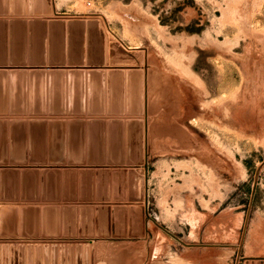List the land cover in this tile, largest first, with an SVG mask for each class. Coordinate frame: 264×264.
Masks as SVG:
<instances>
[{"label": "rangeland", "instance_id": "obj_1", "mask_svg": "<svg viewBox=\"0 0 264 264\" xmlns=\"http://www.w3.org/2000/svg\"><path fill=\"white\" fill-rule=\"evenodd\" d=\"M37 1L55 7L41 17L65 23L67 38H81V26L68 24L84 22L94 55L86 51L84 60L59 64L5 63L0 71L135 72L120 77L124 90L113 98L119 104L127 102L124 93L136 102L143 81V112L118 115L142 119L147 159L104 167L111 174L126 169V203L116 214L121 220L130 213L139 236H123L129 220L115 223L114 216L102 234L103 208L114 207L108 200L83 211L94 212L92 222L79 218L72 225L63 221L64 206L41 203L48 201L40 196L47 184L66 171L64 163L0 157V264H110L122 247L138 250L142 264H264V0ZM8 16L16 17L0 19ZM9 112L0 110L2 130L16 118ZM33 112L15 113L30 119ZM75 205L79 211L80 202ZM66 226L74 235H63ZM87 230L93 236H83ZM86 243L90 254L59 251L62 244Z\"/></svg>", "mask_w": 264, "mask_h": 264}, {"label": "water", "instance_id": "obj_2", "mask_svg": "<svg viewBox=\"0 0 264 264\" xmlns=\"http://www.w3.org/2000/svg\"><path fill=\"white\" fill-rule=\"evenodd\" d=\"M3 4H0V14L7 15L10 13L12 16H28L31 15V20L27 21L26 19H18L21 17H13L14 19L10 22H8L5 18L0 19V64L8 63V58L10 54L11 62L13 65L18 64H24L27 63L25 60L22 61L21 56L19 53H23L26 55L27 53L30 54V62L31 64L34 63H40V62H47L50 63H63V62H78L81 60H84V57L88 53L89 55H94V52L91 48L87 49V42L88 39H85V23L84 22H70L68 24L69 28L72 30L73 26L76 24H79L81 26L82 34L81 38H79V33L76 35V40L74 37L67 38L66 35V24L65 23H56L55 20H52L48 23L47 20L43 19L44 15H51L53 12L52 5H50L48 2L47 4L43 1L36 2V0H3ZM29 2V6H27V3ZM74 29V28H73ZM17 33H20V37L17 36ZM77 34V33H76ZM79 38V39H78ZM78 39V40H77ZM90 40V39H89ZM92 42V40H91ZM90 42V45L92 43ZM10 44V46H9ZM89 45V44H88ZM89 45V46H90ZM87 51V53H86ZM76 53H79L80 55L77 56ZM101 60V59H99ZM104 60V59H103ZM90 64H94L95 60L94 57L89 58ZM102 62V61H101ZM112 71H104L102 69H89L88 72L85 71H65V70H57V71H42V70H31L27 71L24 69H13L10 72L8 71H0V75L3 77L2 81L4 82V87L2 85L5 95H7V92L9 91V81L14 82V80H17L20 78L23 82L21 91L23 92V98H28V91L29 95L32 100V92L35 93L34 85L37 82V79H39L40 84L38 83V86L42 89L43 98L42 101H46V93H47V83L52 82L56 80L54 78L58 75L62 78L63 86H66V83H69V86H73V81L78 77L79 78V86H80V93L84 99L82 101H86V94L90 105V111L91 112H104L108 111L111 113H124L128 112L132 115H139L143 112V98H142V90H143V81L140 78L138 81V95L137 103L131 102L130 100V93H124L125 98L127 97L126 106L124 105V102H120V104L117 101H113V98H118V92L119 89L123 88L125 82L120 80L121 78L127 77L135 74V72H123L119 70H113ZM141 74L138 76L140 77ZM54 78V79H53ZM68 78V79H67ZM118 80V84L116 82L114 83V80ZM1 81V80H0ZM38 81V82H39ZM95 81H100L99 84H96ZM41 85V86H40ZM72 91V90H71ZM128 91H130L128 89ZM13 94V90H11ZM40 92V91H37ZM74 92V91H73ZM122 94V93H121ZM71 98V97H70ZM107 98V99H106ZM13 101V99H12ZM107 106V110H106ZM6 111V110H4ZM12 112H19L18 109H12ZM22 111V110H21ZM33 111V110H31ZM45 111V109H44ZM53 112V110H51ZM137 117V116H134ZM132 118L129 119L127 122H124L123 119H113L111 120L108 125V133H111L113 129H117L119 140H121V144L124 142V137L127 141L128 146V156L126 159L123 158H115V157H109L108 163L109 164H122L126 161V163L131 165L140 166L141 164H144L145 159H147L148 152L146 151L144 147V139H143V129L144 125L141 118ZM21 121V120H20ZM19 120L12 121L7 125L5 122L6 129L9 130V128L12 130L14 126L20 122ZM135 126L139 127L138 132V140H133L135 138V129H137ZM133 133V135H132ZM160 134V133H159ZM158 135V132L157 134ZM154 135V136H156ZM148 136L149 139L152 138L150 135V130H148ZM153 143L150 146L151 149L154 147ZM146 155V156H144ZM11 162L13 163H23L26 162L25 157L23 158H17V157H10ZM37 157H30L31 162H36L34 159ZM16 159H19L18 161ZM106 158L101 159H93L89 158L88 162L90 164H103L105 162ZM52 162H64V159L58 160V159H51ZM69 162L71 163H77L78 161H75L74 159H69ZM84 162V160L79 161ZM146 170L148 169L147 163L145 164ZM73 169H66V172L72 173ZM80 172L83 173H89L94 175L95 173L105 175L107 177H113V180L115 182L114 185V191L112 197H106L102 192H99L98 195H96V201H105L109 199H112L114 202H111V204H114V207L111 208L110 206H107V209L103 208L107 211V230L102 231V234L109 233L108 228L111 227L110 223L112 224V219L114 216L113 221L116 223L118 221H121L123 224L128 223L129 220V228L124 232H121L123 236H126L129 234L130 236H139L138 233L135 232L134 225L132 224L133 218L132 215L124 214L122 215V219L120 220V216L116 214V210L118 206H125L122 205L126 203V196H127V183H128V176L126 175V169H116L113 170V174H111V170L108 168H98L96 171L93 169H82ZM57 174H59V171H56ZM113 175V176H112ZM87 190L81 193L80 196V206L81 208L78 209L75 208L76 205L73 204H65V205H58V204H49L48 207H60L64 206L63 208V216H64V222H69L71 225L72 223L78 222L79 218L80 221H86V222H92V219L94 217V212L88 214L86 216L83 211L87 212V206H90L92 202L94 201V196L91 194V189L86 187ZM40 195V194H39ZM38 195H34V199H38ZM42 199L45 200H52L49 196V192L46 191V194L40 195ZM73 198V197H72ZM69 199V198H64ZM97 203V202H96ZM99 204V203H97ZM102 205H105L106 203H100ZM110 204V203H109ZM107 205V204H106ZM84 207V208H82ZM55 215L54 218L56 222H60L61 218H58L62 214L59 212V210L56 211V208L53 209ZM51 211V209H48V214ZM56 211V212H55ZM85 218L84 220L82 217ZM98 215V211H97ZM129 216V219H128ZM102 218V217H97ZM86 219V220H85ZM50 222L49 220H45ZM102 221V220H101ZM128 225V224H127ZM112 228V227H111ZM116 232L118 233V226L115 225ZM65 232L63 235L72 236L74 233H72L71 229H67V226L65 228ZM71 231V232H70ZM67 233V234H66ZM84 233L83 236L89 237L93 236L90 231L82 232ZM56 247V245H54ZM61 250H59L62 253H85L90 254L91 253V246L89 243L84 244L83 246L81 244H78L76 246H73L72 244L66 246L65 244L60 245ZM66 248H69L66 250ZM55 252L57 250H54ZM116 256L113 262H110V264H142L141 258H140V252L135 249H131L129 247L121 248L118 251L115 252ZM144 264V263H143Z\"/></svg>", "mask_w": 264, "mask_h": 264}, {"label": "crops", "instance_id": "obj_3", "mask_svg": "<svg viewBox=\"0 0 264 264\" xmlns=\"http://www.w3.org/2000/svg\"><path fill=\"white\" fill-rule=\"evenodd\" d=\"M53 8L55 11V7ZM16 17H21L18 19H26L27 21L32 19L24 16ZM5 19L10 22L14 18L8 16ZM17 36L20 37V33H17ZM8 55L7 61L10 63L11 57L10 54ZM19 55L22 61L30 62L29 53L26 55L19 53ZM54 78L56 80L47 83L45 102L42 101V89L38 86V83L40 84L39 79L34 85L35 93L32 92L33 101L31 98L23 101V92L21 91L23 82L20 78L18 80L16 78L13 83L9 81L7 95L2 88L4 82L0 81V110L34 111L30 119H20L15 112L6 113L10 118L16 117L13 121H21L14 126L12 132H10V128L9 130L0 129V157L30 158L41 156L58 160L64 159V162H61L64 163L63 168L73 169L72 173L64 172L62 177L52 179L56 184H47L46 189L52 200L41 203L75 205L81 202L80 196L82 192L87 190L86 187L91 189L94 200H96V195L99 192L111 198L115 185L113 177L98 175L97 173L90 177H84L80 170L88 168L96 171L98 168H104L110 165L107 160L109 157L127 158L126 138H123L124 142L121 144L117 129L114 128L111 133H108L106 128L111 120L119 119V115L118 113L107 115L103 112H91L87 94L86 101H82L84 98L79 91L78 77L73 81L72 87L69 86L68 82L66 86H63L62 78L59 75L54 76ZM115 82L118 84L119 81L116 79ZM95 83L99 84L100 81H95ZM11 90H13V94ZM29 94L28 91V97ZM123 102L126 106V102ZM122 117H125V114ZM122 119L126 122V118ZM8 133L10 137H8ZM70 158L78 162L71 163L69 162ZM89 158L106 159L103 164H90ZM82 160L84 162H79ZM122 164H126V161ZM65 197L69 199L65 200ZM109 202H113V200L109 199Z\"/></svg>", "mask_w": 264, "mask_h": 264}, {"label": "bare ground", "instance_id": "obj_4", "mask_svg": "<svg viewBox=\"0 0 264 264\" xmlns=\"http://www.w3.org/2000/svg\"><path fill=\"white\" fill-rule=\"evenodd\" d=\"M167 57V56H166ZM249 57H250V55H249ZM169 58V57H168ZM167 59V58H166ZM172 60V59H171ZM174 63H176V62H174ZM177 64V63H176ZM170 66V65H169ZM184 70V69H183ZM219 139V138H218ZM217 138H216V140H218ZM212 141H214V140H212ZM215 143H216V141H215Z\"/></svg>", "mask_w": 264, "mask_h": 264}]
</instances>
